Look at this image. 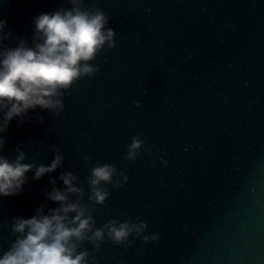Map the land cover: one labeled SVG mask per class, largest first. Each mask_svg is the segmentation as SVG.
<instances>
[{"label":"water","instance_id":"water-1","mask_svg":"<svg viewBox=\"0 0 264 264\" xmlns=\"http://www.w3.org/2000/svg\"><path fill=\"white\" fill-rule=\"evenodd\" d=\"M64 3L0 0V18L30 40L33 17ZM86 3L109 14L116 47L97 55L100 70L68 91L59 116L35 109L10 123L6 154L20 145L29 160L47 164L56 145L65 160L39 179L29 173L23 192L0 197V221L57 206L46 193L53 178L64 187V170L79 176L87 201L91 165L111 162L129 180L106 185L97 226L145 220L160 239H106L99 250L85 242L99 264H264V0ZM137 134L152 153L130 161ZM9 241L5 228L0 246Z\"/></svg>","mask_w":264,"mask_h":264},{"label":"clouds","instance_id":"clouds-1","mask_svg":"<svg viewBox=\"0 0 264 264\" xmlns=\"http://www.w3.org/2000/svg\"><path fill=\"white\" fill-rule=\"evenodd\" d=\"M32 25L29 40L15 34L7 18H0V197L23 192L29 173L32 179H39L62 167L65 160L56 145H52L55 157L47 164L29 160L20 145L14 156L6 154L4 133L10 123L17 118L23 123L35 109L59 116L66 107L68 91L83 77L94 76L100 70L93 63L97 55L117 43L109 14L100 7L88 6L86 0H67L52 11L40 12L33 17ZM147 139L134 136L125 159L135 161L142 150L151 154ZM90 159L84 156L85 161ZM160 160L167 165L163 156ZM59 179L64 187L56 186L53 178V187L46 193L57 206L40 204L31 216L16 215L0 221V231L8 228L10 237L6 248L0 246V264H99L84 247L85 242L99 250L106 239L118 245L131 243L130 237L145 242L160 239L159 233L148 232L145 220L112 218L97 226V206L110 196L106 185L123 186L129 180L117 165H91L87 201L85 188L73 171H62Z\"/></svg>","mask_w":264,"mask_h":264}]
</instances>
